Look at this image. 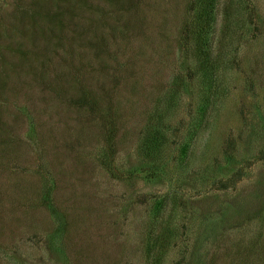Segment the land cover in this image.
Segmentation results:
<instances>
[{
	"label": "rangeland",
	"instance_id": "374dc122",
	"mask_svg": "<svg viewBox=\"0 0 264 264\" xmlns=\"http://www.w3.org/2000/svg\"><path fill=\"white\" fill-rule=\"evenodd\" d=\"M0 264H264V0H0Z\"/></svg>",
	"mask_w": 264,
	"mask_h": 264
},
{
	"label": "trees",
	"instance_id": "16d2710c",
	"mask_svg": "<svg viewBox=\"0 0 264 264\" xmlns=\"http://www.w3.org/2000/svg\"><path fill=\"white\" fill-rule=\"evenodd\" d=\"M206 9H204L202 11L201 14H199L198 16V25H197V29H196V35L198 38V44L203 48V50H205L206 48L203 47L204 44V37L206 35V31H207V23H206Z\"/></svg>",
	"mask_w": 264,
	"mask_h": 264
}]
</instances>
